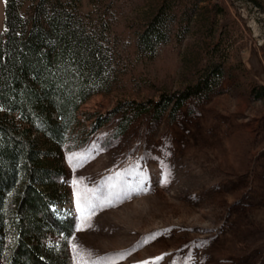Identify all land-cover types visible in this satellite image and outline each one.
I'll return each instance as SVG.
<instances>
[{
	"label": "rangeland",
	"instance_id": "obj_1",
	"mask_svg": "<svg viewBox=\"0 0 264 264\" xmlns=\"http://www.w3.org/2000/svg\"><path fill=\"white\" fill-rule=\"evenodd\" d=\"M158 1L77 0L86 24L110 10L121 74L81 103L58 151L35 134L60 225L42 248L63 264H264V95L251 92L264 85V1L199 0L184 36L136 52ZM3 17L0 0V32ZM184 89L174 112L156 108Z\"/></svg>",
	"mask_w": 264,
	"mask_h": 264
},
{
	"label": "trees",
	"instance_id": "obj_2",
	"mask_svg": "<svg viewBox=\"0 0 264 264\" xmlns=\"http://www.w3.org/2000/svg\"><path fill=\"white\" fill-rule=\"evenodd\" d=\"M198 2L159 0L136 31L135 51L150 55L171 37L184 36ZM77 5V0H30L22 8L20 0H3L0 258L5 264H63L51 249L42 248L41 238L60 225L51 209L53 169L41 157L35 134L45 144L42 152L58 151L81 103L95 92L109 91L121 74V51L107 35L110 10L86 24ZM219 74L217 65L209 67L196 87H208ZM251 92L263 96L264 85L254 81ZM189 93L162 94L156 108L174 112ZM127 118L123 115L119 125Z\"/></svg>",
	"mask_w": 264,
	"mask_h": 264
}]
</instances>
